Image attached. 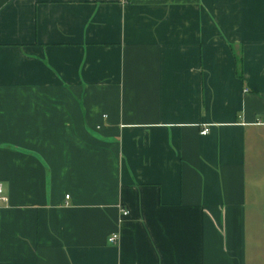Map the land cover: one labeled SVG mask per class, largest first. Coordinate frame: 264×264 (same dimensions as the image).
<instances>
[{
  "label": "crops",
  "instance_id": "1",
  "mask_svg": "<svg viewBox=\"0 0 264 264\" xmlns=\"http://www.w3.org/2000/svg\"><path fill=\"white\" fill-rule=\"evenodd\" d=\"M0 186V264H264V0H0Z\"/></svg>",
  "mask_w": 264,
  "mask_h": 264
},
{
  "label": "built area",
  "instance_id": "2",
  "mask_svg": "<svg viewBox=\"0 0 264 264\" xmlns=\"http://www.w3.org/2000/svg\"><path fill=\"white\" fill-rule=\"evenodd\" d=\"M209 132V130L208 129H205L203 132H202V134L203 135H206L207 133ZM67 199H69V197H67ZM4 202H6V198L5 197H3V195H2V188H1V186H0V206L2 205V203H4ZM128 212H124L123 213V216L125 217V216H128ZM118 241V236L117 235H113L110 239H109V242L110 243H116Z\"/></svg>",
  "mask_w": 264,
  "mask_h": 264
}]
</instances>
